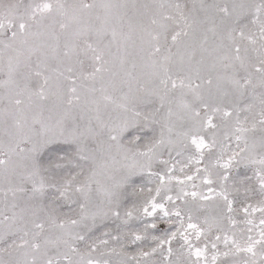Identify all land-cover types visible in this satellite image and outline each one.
I'll return each instance as SVG.
<instances>
[{"label":"snow or ice","instance_id":"1","mask_svg":"<svg viewBox=\"0 0 264 264\" xmlns=\"http://www.w3.org/2000/svg\"><path fill=\"white\" fill-rule=\"evenodd\" d=\"M0 264H264V0H0Z\"/></svg>","mask_w":264,"mask_h":264}]
</instances>
